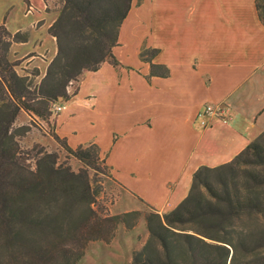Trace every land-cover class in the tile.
I'll list each match as a JSON object with an SVG mask.
<instances>
[{
  "label": "crops",
  "instance_id": "0c3cea01",
  "mask_svg": "<svg viewBox=\"0 0 264 264\" xmlns=\"http://www.w3.org/2000/svg\"><path fill=\"white\" fill-rule=\"evenodd\" d=\"M5 3L23 14L11 19L0 11V24L30 33L19 46L26 49L38 32V45L55 54L37 2ZM144 48L158 51L152 64L168 76L151 74ZM113 54L117 65L82 74L57 114L56 133L74 149L97 144L114 181L158 213L188 196L198 169L231 162L264 131V24L256 0H132ZM209 104L227 105L229 124L213 118L204 128L197 115Z\"/></svg>",
  "mask_w": 264,
  "mask_h": 264
},
{
  "label": "trees",
  "instance_id": "16d2710c",
  "mask_svg": "<svg viewBox=\"0 0 264 264\" xmlns=\"http://www.w3.org/2000/svg\"><path fill=\"white\" fill-rule=\"evenodd\" d=\"M60 1L59 18L49 28L58 51L38 85L8 59L11 44L27 37L0 26V264H77L91 241L107 239L106 226L132 228L128 218L138 215L101 217L95 210L100 193L89 170L110 171L97 144L74 149L54 132L82 165L77 172L56 153L39 152L33 167L23 157L20 129H14L19 112L47 121L57 104L70 100V83L107 61L117 65L113 49L132 4ZM256 6L264 24V0ZM157 53L144 48L140 58L151 64L152 75L166 77V67L152 64ZM152 211L146 216L149 237L131 264H264V131L231 162L198 169L176 208Z\"/></svg>",
  "mask_w": 264,
  "mask_h": 264
},
{
  "label": "rangeland",
  "instance_id": "374dc122",
  "mask_svg": "<svg viewBox=\"0 0 264 264\" xmlns=\"http://www.w3.org/2000/svg\"><path fill=\"white\" fill-rule=\"evenodd\" d=\"M10 4H12V1ZM33 1V0H32ZM38 4L37 10L40 11L44 21L39 26L46 25L51 27L59 18L62 9V2L60 0H34ZM8 6L5 0H0V11L5 16L11 19L21 15L22 11L19 10L18 5ZM34 12V8L30 5L27 13ZM0 26H6L0 24ZM48 28V32H49ZM7 29V28H6ZM27 37L30 35L21 32ZM12 34V33H11ZM38 32L32 33V41L27 48L19 46L18 42L11 44L8 59L15 65L18 74L27 76L30 81L38 85L50 65L49 60L53 58V47L48 45L47 50L43 49L41 38L36 41ZM15 35V34H12ZM51 36V35H50ZM53 37V36H51ZM55 39V56L57 54V41ZM36 41V43H35ZM25 43V42H23ZM36 44V47L32 46ZM32 49V50H31ZM80 79L70 83L68 93L71 96L76 91ZM57 104L56 106H58ZM55 108V107H54ZM54 112V110H53ZM57 114L54 112L49 120H43L34 114L21 110L14 124V129H20L18 133V142L21 150L24 152L23 157L27 159L29 166L35 165V158L41 151L46 153H56L59 157L60 163H66L72 167L74 171H78L82 165L75 159L70 158L65 152L60 142L54 137L55 119ZM92 185L95 189L99 190L95 210L101 217H113L126 213L137 212V216L128 218V223L133 224L132 228H128L124 224H110L106 226L104 240L91 241L85 251L83 261L77 264H131L133 253L142 248L149 237L146 227V216L153 212L152 208L141 200L130 196L120 185L114 181L110 171L102 166L98 169L89 170ZM154 210V209H153ZM160 214V213H159ZM163 214V213H162ZM114 227V228H113Z\"/></svg>",
  "mask_w": 264,
  "mask_h": 264
},
{
  "label": "built area",
  "instance_id": "2783aa9c",
  "mask_svg": "<svg viewBox=\"0 0 264 264\" xmlns=\"http://www.w3.org/2000/svg\"><path fill=\"white\" fill-rule=\"evenodd\" d=\"M64 109L62 104L55 106L54 112L56 114L60 113ZM217 118L223 124H229L232 119L231 110L227 105H206L197 115V119L200 121L201 125L206 128L209 125L211 119Z\"/></svg>",
  "mask_w": 264,
  "mask_h": 264
}]
</instances>
